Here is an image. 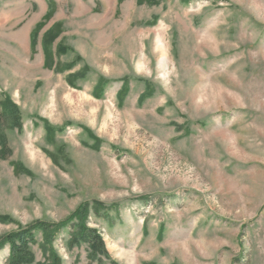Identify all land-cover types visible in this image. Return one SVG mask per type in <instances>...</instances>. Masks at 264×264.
<instances>
[{
  "label": "rangeland",
  "instance_id": "obj_1",
  "mask_svg": "<svg viewBox=\"0 0 264 264\" xmlns=\"http://www.w3.org/2000/svg\"><path fill=\"white\" fill-rule=\"evenodd\" d=\"M54 1L32 51L48 0H0V103L23 123L2 117L0 239L100 203L105 264H264V0ZM67 239L63 264H92Z\"/></svg>",
  "mask_w": 264,
  "mask_h": 264
},
{
  "label": "trees",
  "instance_id": "obj_2",
  "mask_svg": "<svg viewBox=\"0 0 264 264\" xmlns=\"http://www.w3.org/2000/svg\"><path fill=\"white\" fill-rule=\"evenodd\" d=\"M127 0H118V5L121 6ZM158 0H137V5L148 7L159 5ZM56 12V4L53 0H48L47 15L43 20L35 27V30L31 33L30 43L32 51L38 46V38L41 31L53 20ZM61 27L58 24H54L51 29L46 31L42 39L43 52L45 57L44 68L50 71L58 70V66L55 64V57L53 55V46L56 39L61 33ZM106 86L103 79L98 82L97 90L94 96L100 97V93ZM128 83L125 82L118 97L121 101H124L128 93ZM3 106L4 113L0 115V156L7 158L9 155V146L7 144L6 136L2 129V117L4 114L9 116L10 128L23 131L22 118L17 112V107L9 100H4L0 103ZM47 132V139L53 141L56 135V131L47 122L45 123ZM99 142L96 146L98 148ZM96 148V147H95ZM16 172L20 171V167L15 165ZM20 173V172H19ZM117 209H105L100 203H94L93 207L82 205L73 215L67 220L59 223L52 222H35L31 226L23 227L19 226L17 232H13L3 236L0 239V253L5 249H9L7 264H63L62 257L56 252L55 246L62 236L68 235L67 248L68 250H74L75 248L86 246L88 260L92 264H105L106 261H111V256L108 253L107 245L103 239L101 233L90 226H88V217L91 212L96 217H102L103 214L110 212H116ZM107 216V215H106ZM10 218L0 215V222H10ZM38 247L41 255L44 258V262H38L33 248ZM114 264V263H113Z\"/></svg>",
  "mask_w": 264,
  "mask_h": 264
},
{
  "label": "crops",
  "instance_id": "obj_3",
  "mask_svg": "<svg viewBox=\"0 0 264 264\" xmlns=\"http://www.w3.org/2000/svg\"><path fill=\"white\" fill-rule=\"evenodd\" d=\"M54 1V0H53ZM55 2V1H54ZM56 4V3H55ZM54 18V17H53Z\"/></svg>",
  "mask_w": 264,
  "mask_h": 264
}]
</instances>
